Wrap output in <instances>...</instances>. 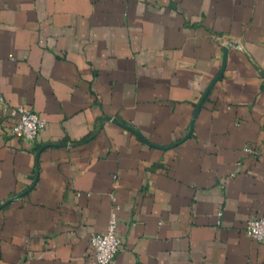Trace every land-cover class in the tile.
<instances>
[{"label":"crops","instance_id":"0c3cea01","mask_svg":"<svg viewBox=\"0 0 264 264\" xmlns=\"http://www.w3.org/2000/svg\"><path fill=\"white\" fill-rule=\"evenodd\" d=\"M0 94V264H264V0H0Z\"/></svg>","mask_w":264,"mask_h":264},{"label":"built area","instance_id":"2783aa9c","mask_svg":"<svg viewBox=\"0 0 264 264\" xmlns=\"http://www.w3.org/2000/svg\"><path fill=\"white\" fill-rule=\"evenodd\" d=\"M0 111L8 120H14L15 134L24 141L35 140L47 121L40 118L32 109L26 106H12L6 97L0 94ZM246 151H252L249 148ZM113 209L110 214L107 229L103 233H93L89 243L94 252L92 264H116V256L122 249V239L119 235L120 204L113 199ZM247 233L252 239L264 243V213L248 221Z\"/></svg>","mask_w":264,"mask_h":264}]
</instances>
